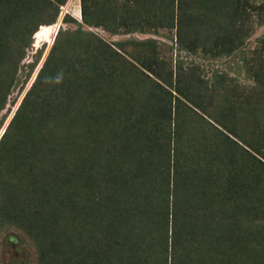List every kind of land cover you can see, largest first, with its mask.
<instances>
[{
    "label": "trees",
    "instance_id": "1",
    "mask_svg": "<svg viewBox=\"0 0 264 264\" xmlns=\"http://www.w3.org/2000/svg\"><path fill=\"white\" fill-rule=\"evenodd\" d=\"M65 1L0 0V127L16 99L10 93L22 89L43 53L44 42L21 63L32 35L54 24ZM190 1L80 0L78 27L57 31L0 135V235L12 231L28 243L34 264H264V225H249L259 214L264 222V33L249 54L241 50L264 23V0ZM84 24L113 34L174 29L183 48L216 57L239 47L250 80L239 86V120L252 136L228 127L225 114L208 116L238 138L240 168L231 169L233 148L219 167L226 179L183 162L170 187L168 171L148 169L154 152L167 165L168 150L160 148L170 108L155 109L147 99L153 91L122 71L134 66L123 52L131 41L109 45ZM218 78L205 88L222 98ZM194 94L190 109L198 113L207 107L202 91ZM179 125L187 130L192 122ZM245 157L256 161L246 165ZM238 182L233 202L228 191Z\"/></svg>",
    "mask_w": 264,
    "mask_h": 264
},
{
    "label": "rangeland",
    "instance_id": "2",
    "mask_svg": "<svg viewBox=\"0 0 264 264\" xmlns=\"http://www.w3.org/2000/svg\"><path fill=\"white\" fill-rule=\"evenodd\" d=\"M54 4L56 5L57 2L54 1ZM80 7V0H66L62 5H58V14L53 26L49 27V25H45L35 35H32V45L25 49V54L21 63L25 64L30 61L33 58L35 49L40 47L43 42L44 50L29 78L24 82L22 89L17 93L16 86V89L10 93L11 98L16 95V99L14 104L10 107L3 125L0 127V135L14 114L21 99L31 87L37 71L42 66L53 44L57 31L60 28L72 31L78 27L77 22L81 21ZM66 14L70 19H68V21H63L62 18ZM81 28L92 31L100 36L107 44L112 46H114L117 41H131V44L128 43L131 46H126V50H123V52L126 53L125 56L131 60L134 66L123 65L121 68L122 71H125V75L128 77V81L131 84L135 85L136 83H142L146 88V93L153 91V94L147 97V99L149 102V99L152 98V106H154L155 109L163 104L167 105V108H170V117L163 119L164 126L166 127V131L164 129L163 131L166 132V134H163L161 142L162 148H160L161 152H166L168 150L167 156L169 159L166 162L167 165H164L163 161H157L158 157L154 152L151 159L152 162L148 164V169H165V171H168L170 187H172L171 185L175 178L174 171L179 167V164L183 162L194 164L193 166L191 165V169H196L195 167L200 166V169H206V167H209V169L213 168L216 173L222 172V176L226 179V169H219V167L223 166L226 155L230 154L229 151L233 148L236 152L232 155V157L234 156L233 159H235L233 160L234 164H231L235 167L231 169L240 168L239 148H237L235 144L236 141L239 143L238 138L234 133L230 132L226 126H221L220 122H216L214 118L211 119L208 116V113H216V115H219L217 113L225 114L222 120L225 119L224 122L228 127L234 124V129L238 135L241 130L245 135L249 137L252 136L251 130H248L249 125L246 123L247 121L239 120V86L249 85L250 83V80L246 77L244 68H241L242 63L239 59V47L232 50L228 55L223 54L220 57H216L213 56L212 53L204 54V52L195 51L193 46L190 48H183V44L176 39V31L174 29L157 28L156 31L150 30L148 32L136 31L113 34L103 30L101 27H89L84 24ZM214 30L215 29L210 28V34H213V32H215ZM199 33H201V31L198 30V34ZM263 33L264 23L260 26H255L252 33L245 40L241 50L249 54L251 50L255 48L257 38ZM196 43L199 47H197V50H200L201 46L199 45L201 43L204 44V41L198 39ZM60 46L61 45H59V47ZM212 49L214 50V48ZM66 51L72 53L70 50L68 51L66 49ZM129 54H132L134 58L129 57ZM152 69L155 70V73H153ZM215 76L220 77L218 78V94L221 93V95H223L222 98L214 97L212 95L214 92L211 94L210 89L205 88V86L209 87V80ZM165 79L172 81V84L167 83ZM199 91L203 93V98L200 102L205 103V107L207 108H205V110L199 108L201 112L194 113V111L190 109L192 104L189 103V97L193 93H195L194 96H196ZM183 93L186 96H184ZM181 95H183V97ZM227 102L230 103L228 104ZM174 110L175 112L178 111L176 116L172 114ZM3 112L4 111H2V113ZM199 113H202V115H197ZM183 121L186 122V126L189 122H192L190 128L188 127L189 129L186 130V127L183 128L179 125ZM255 121H257L256 118ZM239 122H242L241 124L244 125V127L239 124ZM217 126L219 128L222 127L224 133L218 130ZM183 130L187 132L185 131L182 133ZM217 138H221L222 140H217ZM224 145L227 146V150L224 148ZM221 150H226V152L223 151L224 154L219 157ZM240 155H244L241 150ZM256 157L261 158L260 155ZM246 161L252 163L253 161L255 162L256 159L255 157H247L243 159L242 163L248 165ZM154 162L155 164L153 167L152 163ZM165 166L166 168H164ZM135 171V169H132L133 173ZM232 172L237 173V171ZM129 176H131V174ZM163 176L167 177L164 174ZM234 185L235 186H230L231 189H229L228 194L232 195L233 191L239 193V182L237 184L234 183ZM170 187L168 188V193L170 194L168 197V199H170L169 206L172 205L171 200L173 199L171 198L173 190H171ZM159 194L165 195V191L159 192ZM232 197L233 202H238L234 194ZM235 213L239 216V209H235ZM261 216L262 214L257 216L255 224H249L251 229H259L264 225L263 220L259 219ZM237 220L238 217L236 219L234 215H231V222L236 223ZM32 255V249L29 244L21 241V238H19L16 233L10 231L0 235L1 264H34Z\"/></svg>",
    "mask_w": 264,
    "mask_h": 264
},
{
    "label": "water",
    "instance_id": "3",
    "mask_svg": "<svg viewBox=\"0 0 264 264\" xmlns=\"http://www.w3.org/2000/svg\"><path fill=\"white\" fill-rule=\"evenodd\" d=\"M47 25H49V27L53 26V24H47Z\"/></svg>",
    "mask_w": 264,
    "mask_h": 264
},
{
    "label": "clouds",
    "instance_id": "4",
    "mask_svg": "<svg viewBox=\"0 0 264 264\" xmlns=\"http://www.w3.org/2000/svg\"><path fill=\"white\" fill-rule=\"evenodd\" d=\"M53 24V23H52Z\"/></svg>",
    "mask_w": 264,
    "mask_h": 264
}]
</instances>
